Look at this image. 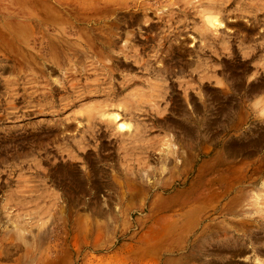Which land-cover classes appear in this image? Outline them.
<instances>
[{
  "label": "rangeland",
  "instance_id": "1",
  "mask_svg": "<svg viewBox=\"0 0 264 264\" xmlns=\"http://www.w3.org/2000/svg\"><path fill=\"white\" fill-rule=\"evenodd\" d=\"M263 214L264 0H0V264H264Z\"/></svg>",
  "mask_w": 264,
  "mask_h": 264
},
{
  "label": "bare ground",
  "instance_id": "2",
  "mask_svg": "<svg viewBox=\"0 0 264 264\" xmlns=\"http://www.w3.org/2000/svg\"><path fill=\"white\" fill-rule=\"evenodd\" d=\"M209 13V12H208ZM205 14V13H204ZM216 15V14H215ZM215 15H212V14H207V17H206V22L208 23V25L209 26H213V27H215L216 25H218V24H220V20L215 16ZM222 23V22H221ZM222 24H220V26H221ZM237 79V78H236ZM233 80V79H232ZM238 80V79H237ZM238 85V84H237ZM257 85V84H256ZM256 85H254V86H256ZM258 86V85H257ZM259 86H261V85H259ZM256 88V87H255ZM101 95V94H100ZM108 99V98H107ZM212 99V98H211ZM110 100V99H109ZM112 103V102H111ZM109 104V103H108ZM107 104V105H108ZM221 106V105H220ZM105 108V107H104ZM112 108V107H111ZM121 108V107H120ZM106 109V108H105ZM116 109V108H115ZM101 110V109H100ZM109 110V109H108ZM121 111V110H120ZM103 113V115L102 116H105L106 118H108L109 120H111L112 122H114V123H116V127H117V130H118V132L119 131H122V130H124L125 128H129L130 127V124H128L127 122H125V121H127V120H125V121H123V120H121V118H120V114H119V112L118 111H114V110H112V111H107V112H102ZM122 116V115H121ZM101 117V116H100ZM108 120V121H109ZM107 121V122H108ZM209 121V120H208ZM110 122V121H109ZM108 122V123H109ZM111 123V122H110ZM112 127V126H111ZM130 129V128H129ZM186 129V128H185ZM131 130V129H130ZM188 131H189V129H187ZM247 133H248V131H247ZM121 134V133H120ZM257 136V135H256ZM253 139V138H252ZM230 142V141H229ZM251 144V143H250ZM242 145V144H241ZM251 146V145H250ZM231 147H234V146H231ZM235 148V147H234ZM253 149H255V148H253ZM242 153V152H241ZM256 194V193H255ZM260 208V207H259ZM257 210V209H256ZM264 215V214H263ZM244 233H246V232H244ZM261 235H263V234H261ZM259 236H260V234H259ZM249 237V236H248ZM252 237V236H251ZM242 238V237H241ZM257 238V237H256ZM259 238V237H258ZM240 239V238H239ZM248 240H250L249 238H248ZM259 242H260V240H259ZM234 243V242H233ZM239 243H241V242H239ZM264 243V242H263ZM242 244V243H241ZM220 245V244H219ZM245 245V244H244ZM239 246H242V245H239ZM216 247V246H215ZM219 248V247H218ZM235 248V247H234ZM215 250V249H214ZM217 250V249H216ZM223 257V256H222ZM221 257V258H222ZM217 260V259H216ZM252 260V259H251ZM246 261H248V260H246ZM213 262V261H212ZM251 262V261H250ZM211 263V262H210ZM213 264V263H212ZM249 264V263H248Z\"/></svg>",
  "mask_w": 264,
  "mask_h": 264
}]
</instances>
